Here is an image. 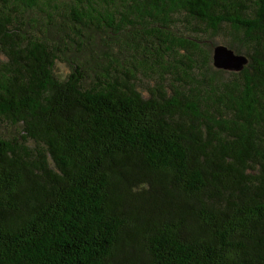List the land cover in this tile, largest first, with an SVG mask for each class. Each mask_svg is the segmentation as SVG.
<instances>
[{
	"label": "trees",
	"instance_id": "16d2710c",
	"mask_svg": "<svg viewBox=\"0 0 264 264\" xmlns=\"http://www.w3.org/2000/svg\"><path fill=\"white\" fill-rule=\"evenodd\" d=\"M67 1L71 44L95 25L129 59L59 78L22 13L61 0H0V121L21 126L0 137V264H264V0ZM177 22L228 27L247 65L215 69Z\"/></svg>",
	"mask_w": 264,
	"mask_h": 264
},
{
	"label": "rangeland",
	"instance_id": "374dc122",
	"mask_svg": "<svg viewBox=\"0 0 264 264\" xmlns=\"http://www.w3.org/2000/svg\"><path fill=\"white\" fill-rule=\"evenodd\" d=\"M71 2L67 0H61V6L59 15L54 20H50L47 14L42 13L39 9L27 10L22 13L24 20V28L26 29L25 36L32 38H38L41 41H45L52 48H57L59 58L55 64L54 72L59 78H65L71 73V67L78 63H83L85 66V76L88 82L94 78V72H97L102 64H106L108 53L110 49H114V53L118 54L115 59L119 63H127L130 52L121 51L118 53L119 46L114 41L109 40L107 33H97L100 29L95 25H91L95 30H84L85 40L84 47H80L76 44H71L69 37L72 36L73 25L70 21L72 14L68 9ZM184 21L183 16H181ZM184 26H188L193 29L199 30L198 33L187 30ZM179 35L190 36L192 40L197 42L206 54L210 55L211 66H212V54L213 50L218 45H225L231 37L232 31L228 27H223L218 32L207 31L203 25L196 24L194 22L179 23L177 22L174 29ZM68 35V36H66ZM113 37V34H112ZM124 40V37L121 41ZM68 41V42H66ZM8 58L0 54V62H7ZM138 87L144 93H148V88L153 87L156 76L149 73L147 76L143 73H139ZM169 81L172 79L171 76H167ZM21 133V126H13L8 122L0 121V137L10 139L18 137Z\"/></svg>",
	"mask_w": 264,
	"mask_h": 264
},
{
	"label": "water",
	"instance_id": "95a60500",
	"mask_svg": "<svg viewBox=\"0 0 264 264\" xmlns=\"http://www.w3.org/2000/svg\"><path fill=\"white\" fill-rule=\"evenodd\" d=\"M212 63L215 69L228 72H240L247 65L246 57L235 54L226 46L219 45L213 50Z\"/></svg>",
	"mask_w": 264,
	"mask_h": 264
}]
</instances>
